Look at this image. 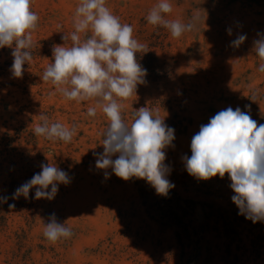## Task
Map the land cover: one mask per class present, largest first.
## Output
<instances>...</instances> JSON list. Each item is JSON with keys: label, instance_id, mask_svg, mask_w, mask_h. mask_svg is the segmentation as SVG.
Wrapping results in <instances>:
<instances>
[{"label": "rangeland", "instance_id": "obj_1", "mask_svg": "<svg viewBox=\"0 0 264 264\" xmlns=\"http://www.w3.org/2000/svg\"><path fill=\"white\" fill-rule=\"evenodd\" d=\"M158 2L106 0V7L145 45L137 54L147 70L145 82L122 101V117L130 125L136 110L148 107L174 129L172 146L165 149L164 163L171 169L167 178L175 185L173 195L199 203L195 212L162 225L158 214L150 215L143 205L139 187L147 184L144 180L124 181L110 168L95 167L109 123L105 114L97 108L95 116H88L94 100H66L42 80L54 46L72 44L80 0H31L39 20L32 32V59L20 78L11 72L12 48H0V197L12 180L21 186L40 172L41 164L63 169L70 183L60 184L52 200L30 197L26 207L17 199L2 212L7 219L6 225L0 222V264H264V222L253 224L238 215L228 174L199 180L187 173L182 159L191 155L190 141L200 125L227 107H239L264 124V73L253 50L257 34H264V0H169L172 12L166 19L188 23L199 17L180 38L147 22ZM64 35L69 37L65 41ZM240 35L247 38L233 46ZM41 114L49 124L75 125L72 140L35 135ZM204 203L213 205L218 217L205 219ZM52 213L73 233L55 244L43 236ZM187 227L188 233L183 231Z\"/></svg>", "mask_w": 264, "mask_h": 264}, {"label": "clouds", "instance_id": "obj_2", "mask_svg": "<svg viewBox=\"0 0 264 264\" xmlns=\"http://www.w3.org/2000/svg\"><path fill=\"white\" fill-rule=\"evenodd\" d=\"M171 12L169 0H159L149 11L147 22L168 29L173 38H180L199 19L193 17L188 23L166 19ZM38 20L31 10V0H0V48H12L13 77L20 78L24 65L32 59V32ZM73 27L71 46H54L53 61L44 70L42 80L55 86L66 100H94L95 106L88 108V116H95L97 108L105 114L109 123L102 134L103 152L95 154L97 169L110 168L124 181L144 180L157 195L167 197L175 187L167 178L171 169L164 163L165 149L172 146L175 138L174 129L148 107L136 110L130 125L122 117V101L145 82L147 70L137 60L145 45L133 38L131 25L121 24L106 7V0H80ZM227 31L231 34L230 29ZM82 34L87 38L82 39ZM257 35L260 38L253 42V50L260 60L258 70L264 73V34ZM68 38L62 37L64 41ZM246 38L240 35L231 43L239 47ZM40 121L34 128L37 136L68 143L75 135V125L67 128L59 122L49 124L43 114ZM190 152V156L182 157L190 176L206 181L217 176L222 179L227 173L238 215H244L253 224L264 222V124L258 125L239 107H227L200 125L191 138ZM68 183L66 171L55 164H41L40 172L19 186L13 197L28 198L30 190L35 189L34 199L52 200L59 185ZM6 200L7 197H0V201ZM72 234L70 227L57 221L55 213L44 224L43 236L50 244Z\"/></svg>", "mask_w": 264, "mask_h": 264}, {"label": "trees", "instance_id": "obj_3", "mask_svg": "<svg viewBox=\"0 0 264 264\" xmlns=\"http://www.w3.org/2000/svg\"><path fill=\"white\" fill-rule=\"evenodd\" d=\"M1 57V52H0ZM1 66V62H0ZM178 126H183L182 123H178ZM19 183L15 180H12L9 184V189L4 195V197H7L6 202L1 201L0 202V222L2 225H6V217L2 212H7L11 207L10 205H13L17 199H20L21 203H24L26 207L31 206L30 197H34L35 189L30 190L28 198H25L24 196H19L18 198H14L13 194L15 190L19 187ZM139 193L142 198L143 205L146 206L148 209V213L150 215H157L161 219L162 225H171L173 222L179 221L181 218L184 219L185 216L183 214H187L190 211L195 212L197 205L199 204L197 201L186 198L183 199L179 195H173L174 193L170 190L167 197L159 196L155 193V190L148 184L142 185L139 187ZM172 194V195H171ZM24 205V206H25ZM205 207L204 210V218L209 220L213 217H218L216 213V209L213 205L209 203L203 204ZM24 207V208H26ZM179 212L182 213V215H179ZM185 224V223H184ZM183 231L189 232L188 227L184 228ZM176 236L178 239H180L179 233H176Z\"/></svg>", "mask_w": 264, "mask_h": 264}]
</instances>
